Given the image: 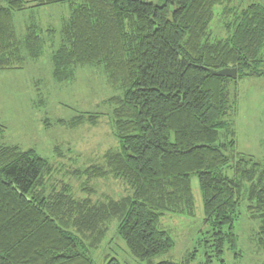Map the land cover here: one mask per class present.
I'll use <instances>...</instances> for the list:
<instances>
[{"label": "trees", "instance_id": "16d2710c", "mask_svg": "<svg viewBox=\"0 0 264 264\" xmlns=\"http://www.w3.org/2000/svg\"><path fill=\"white\" fill-rule=\"evenodd\" d=\"M161 1L0 0V70L24 68L44 47L36 25L18 38L14 12L75 5L52 57L54 78L67 81L79 66H101L121 91L108 99L118 148L105 153L104 164L77 171L90 179L112 175L132 189L103 200H94L89 186L81 197L65 184L49 192L53 165L34 150L0 143V264H97L93 249L106 242L114 218L130 252L151 259L174 245L160 228L162 216L194 215L193 176L217 251L229 235L236 246L234 222L245 182L247 210L260 219L258 241L264 247V160L237 151L231 119L239 105L238 80L261 75L264 5ZM222 68H236L237 77L210 72ZM98 117L83 115L79 122L95 124ZM3 131L0 124V136ZM106 257L105 264H121Z\"/></svg>", "mask_w": 264, "mask_h": 264}, {"label": "rangeland", "instance_id": "374dc122", "mask_svg": "<svg viewBox=\"0 0 264 264\" xmlns=\"http://www.w3.org/2000/svg\"><path fill=\"white\" fill-rule=\"evenodd\" d=\"M243 2L264 5V0ZM74 7L66 2L14 12L18 38L24 39L27 28L36 25L44 47L37 60L27 58L24 68L0 70V124L4 127L0 143L34 150L48 160L54 167L47 180L49 192L60 190L65 184L75 197L83 196V188L89 186L94 190L91 196L94 200L122 198L132 189L121 179L112 175L90 179L84 172L78 173L90 165L104 164L105 153L118 148L113 105L108 99L121 91L110 85L101 66H79L74 77L63 82L53 76L52 57L61 44L63 22L69 19ZM213 28L215 33L223 30L218 18ZM261 57L262 62L258 63L261 75L238 80L239 105L231 119L237 151L264 160V50ZM95 114L99 116L97 123L79 122L80 116ZM249 185L244 183L234 222L236 246L229 235L223 241L222 252L217 251L213 227L205 222L199 181L193 176L194 215L169 213L161 218L160 228L168 231L174 240L170 249L151 259L136 258L118 234L119 220L114 218L109 222L106 242L100 248H92L93 256L97 264H105L108 254L117 257L121 264L164 260H187V264H264V247L258 241L260 219L247 210ZM223 230L230 231L229 226ZM107 243L111 244L110 248Z\"/></svg>", "mask_w": 264, "mask_h": 264}, {"label": "water", "instance_id": "95a60500", "mask_svg": "<svg viewBox=\"0 0 264 264\" xmlns=\"http://www.w3.org/2000/svg\"><path fill=\"white\" fill-rule=\"evenodd\" d=\"M210 72L214 75L228 76L232 78H236L238 75V71L236 68L210 69Z\"/></svg>", "mask_w": 264, "mask_h": 264}]
</instances>
